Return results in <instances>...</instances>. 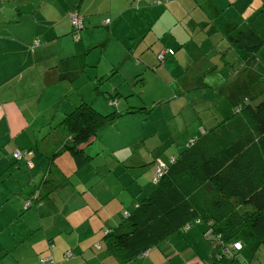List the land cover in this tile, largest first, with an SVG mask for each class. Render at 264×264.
<instances>
[{
    "label": "crops",
    "instance_id": "crops-1",
    "mask_svg": "<svg viewBox=\"0 0 264 264\" xmlns=\"http://www.w3.org/2000/svg\"><path fill=\"white\" fill-rule=\"evenodd\" d=\"M17 1L0 0V49L4 44H13L23 58L22 68L15 76L10 71L11 63L0 59V264H41L48 256L57 264H187L195 258L211 259L214 249L203 236L204 224H197L126 263L108 250L104 229L117 228L124 211L141 202L143 193H150L157 159L171 163L186 149L189 140L203 134V129L211 130L234 116L241 103L264 98V85L253 83L256 75H264L262 66L257 67L255 76L241 78L239 64L242 60L241 70L247 68L246 59L229 46L220 49L224 44L220 33L226 34L229 23L238 18L232 6L235 0H62L58 10L48 0H39L37 6H33L35 0H25L29 13L25 12L26 4ZM7 3H14L11 13L5 10ZM263 3L264 0H256L244 17ZM75 9L84 17L88 44L99 48L101 59L93 65L87 61L82 67L61 70L64 72L56 65L59 82L45 86L40 98L38 94L20 93L14 84L18 80L22 83L27 79L32 85L44 82L48 72L44 73L40 64L47 59H55L53 55L58 61L71 59L61 53L50 54L49 58V53L61 38L72 33L68 14ZM107 19H111L110 25H105ZM104 26L108 27L102 30ZM121 31L124 36L118 37ZM101 34H106L105 40L98 38ZM219 36L222 38L215 40ZM36 40L41 44L32 51ZM111 46L114 55L108 51ZM165 50H173L175 55L167 54L162 63L157 55ZM227 54L233 61L226 65L229 64L234 80L229 86H217L219 100H209L205 94L201 99L172 98L177 73L181 77L184 69L195 67L202 76L205 66L209 73L226 70L224 64L219 68L213 62L219 57L223 61ZM2 69L7 79L3 78ZM151 70L169 78L171 96L160 101L168 103L173 121L184 107L190 105L197 111L194 120L198 125L179 145L174 142L173 128L166 125L159 129L152 149L144 145L146 137L139 132L116 135L113 131L121 122L144 120L134 115L138 103H144L134 98L137 93H145L136 79ZM79 80L86 82L89 96L76 93V99L64 103L63 94L76 92ZM202 85L210 87L205 82ZM178 91L182 95L185 89L178 85ZM110 96H118L122 115L115 125L101 128L83 146L85 155L93 160L81 167L69 153L53 158L61 150L64 138L53 129L64 117L81 102L110 114ZM44 97L47 99L42 106ZM127 109L133 113H125ZM17 150H31L34 155L17 161L13 157ZM117 155L121 158L117 159ZM127 160L131 166L123 164ZM37 192L40 201L26 209V201ZM217 200L214 190L199 201ZM67 252H72L73 257L67 259Z\"/></svg>",
    "mask_w": 264,
    "mask_h": 264
},
{
    "label": "trees",
    "instance_id": "trees-1",
    "mask_svg": "<svg viewBox=\"0 0 264 264\" xmlns=\"http://www.w3.org/2000/svg\"><path fill=\"white\" fill-rule=\"evenodd\" d=\"M255 1L235 0L232 6L238 18L236 22L229 23L230 29L226 34L220 33L228 41L230 49L246 59V73L239 76L244 79L258 74L253 66L254 69L260 66L264 69V60L261 61L264 58V3L249 17H244ZM73 12L78 13L82 20L83 28L80 30L71 22ZM68 18L74 32L80 33L85 29L84 17L78 10L70 11ZM110 24L111 19L105 20V25ZM74 32L71 34L74 35ZM170 51L173 52L171 56L175 55L173 50ZM79 75L82 77L83 73ZM138 78L136 80L140 84ZM58 82L54 71L44 77L45 86ZM253 83L254 86L264 85V75H256ZM94 88L97 89L98 85L94 84ZM78 91L79 88L74 93L81 95ZM117 97L108 98L112 109L116 108L110 114H102L86 102H81L67 114L53 129V132L64 135L62 148L53 158L69 153L77 166L91 162L93 159L85 155L83 146L96 137L101 128L122 115L118 111ZM114 102L117 104L114 105ZM235 110L238 112L234 116L224 119L211 130L203 129L200 137L189 140L186 149L171 163L161 158L155 161L150 193H143L146 197L141 202L124 211L117 228L104 229L108 250L112 254L119 256L124 263L130 262L172 237L190 231L197 224L205 225L203 236L212 243L214 253L209 260L195 258L187 264H248L242 261L240 253L247 237L257 240L258 247L264 248V98L241 103ZM124 112L133 113L128 109ZM159 163H163L166 170L156 182ZM145 183L144 180L146 187ZM214 190H217V201H199ZM40 197L37 192L26 201L30 204L25 208H31L34 201H40ZM209 232L214 237L221 235L226 240L224 242L242 243V250L234 257L220 255L219 248H215L214 237H208ZM66 257L72 258L73 253L67 252ZM47 260L57 264L52 256L44 258L41 264Z\"/></svg>",
    "mask_w": 264,
    "mask_h": 264
},
{
    "label": "rangeland",
    "instance_id": "rangeland-1",
    "mask_svg": "<svg viewBox=\"0 0 264 264\" xmlns=\"http://www.w3.org/2000/svg\"><path fill=\"white\" fill-rule=\"evenodd\" d=\"M18 4L23 5L26 4V13H29V7L27 6V2L25 0H18ZM39 0H35L33 6H37ZM49 3L52 5H55V9H60V5L62 3V0H48ZM14 6V3L6 4L5 10L8 13H11L10 10ZM250 14H253L254 9H250ZM57 15V13H55ZM67 18V17H66ZM235 21V20H234ZM236 22V21H235ZM70 30L74 32V29L72 26H69ZM104 26L102 30L107 29ZM100 29V30H101ZM227 27L225 26L224 31L226 32ZM84 30L80 33L74 32V35L69 34L68 36L61 38L58 44L54 45L50 49L49 58H52V55L54 53H61L64 56H70L71 59H66L63 61H58V57H54L55 59H47L45 63L40 64L41 70L45 72H56L55 67L58 65L57 69L60 72H64L61 70H65L67 68H78L82 67L85 64H87V61L91 62V64H95L97 60L101 59V54L99 48H94L93 45L88 44V38L87 35L84 34ZM101 33V32H100ZM98 33V35L100 34ZM84 34V35H83ZM118 37H123L122 31L118 33ZM101 40L106 39V34H101L100 37ZM222 37H218L215 40H220ZM224 44L220 47V49L224 50L226 49L229 44L226 39L223 40ZM37 43H39L37 45ZM40 46V41L36 40L35 43L32 46V50H36ZM108 47V44L106 45L105 49ZM220 49H217V51H220ZM214 50V49H212ZM112 55H114L115 51L113 47L111 46L108 50ZM56 54V55H57ZM170 54V50L162 51L158 57V60L162 63L165 61L166 55ZM58 56V55H57ZM160 56H163L161 58ZM0 59L5 62L11 63L10 71H12L13 76L17 75L19 73V69L22 68L23 65V58L21 53L13 46V44H4L0 49ZM18 62H21L20 64ZM227 63H233L231 61V55L227 54L224 58V60H220V57L213 62L215 66H219L221 68L224 64L226 70H220L216 69L213 72H206L207 66L204 67L202 73H204L202 76H200V72L195 69V67H192L191 69H184L185 74L181 77H179V73H177L176 77L173 78L174 83L173 86L176 91H173L172 94L175 99H183L185 97H189L190 99H194L195 97H198L201 99L202 95H207L209 100H219V96L217 93V86L223 85V86H229L231 82L234 80V78H231V69L226 65ZM44 64H47L48 66H45ZM207 64V63H205ZM239 75L246 73V70H241V61L239 64ZM255 72H257V68L254 66L252 67ZM29 71V69H28ZM91 71V70H89ZM2 73L4 75L3 78L7 79V73L5 70L2 69ZM193 76V77H191ZM204 78L206 80L204 81ZM140 84L143 85V89L145 91L144 94L137 93V96L134 99L143 100L144 103L141 101L138 103V107H136V114L135 117H142L144 120L141 122H121L120 124L115 125L116 121L119 120V118L116 119L114 124L108 125L109 127L112 125H115L114 133L116 135H120L121 133H124L125 131L128 133H136L139 132L142 135H145L146 139L144 140V145L148 149H152L155 145L156 137L158 135L159 129H163L164 125H166L168 128H173L174 131V142L176 145H179V143L182 142L183 138L188 136V133L193 130L195 126L198 124L196 123L195 116H197V111L192 106H187L183 108V111L179 117L176 119H171V109L167 110L168 103H165V101H160V98H169L171 96V92L169 87L167 86V82L169 78L165 76H157L155 75V71L151 70V73H144L139 78ZM205 82L210 87H204L202 84ZM14 84L18 85V90L20 93L25 94H38L40 98V94L43 92L45 88L44 82L37 83L36 85H32V83L29 80H24L21 83V80L16 81ZM178 85H181L185 91H183L182 95L178 91ZM79 91L80 94H86V96H89V93L86 91V82H82V80H79ZM14 92V91H13ZM67 93V97H65V94ZM63 94V102L69 103V101L76 99V94H70V91H67ZM15 94V93H14ZM251 94V93H250ZM248 94V96H250ZM247 96V97H248ZM78 97V96H77ZM46 97H44V101L42 106H44V102L46 101ZM80 104V103H79ZM78 105V104H77ZM116 110V108H113ZM139 109H143L142 111H139ZM74 109H72L73 111ZM71 112V111H70ZM69 112V113H70ZM68 113V114H69ZM167 117L169 119H167ZM176 120V121H175ZM59 124V123H58ZM2 128H5V125H2ZM186 129V131H185ZM45 128L43 129L45 133ZM166 133V132H165ZM22 152L29 151L31 153V156L25 157L22 160H26L34 155L33 151L31 150H20ZM127 151V150H125ZM15 153V152H14ZM125 153V152H124ZM14 157V154H13ZM121 158L120 155H117L116 157ZM15 159V158H14ZM17 160V159H15ZM21 161V160H17ZM126 166H131V162L127 160L125 163H123ZM151 166V165H150ZM149 166V167H150ZM147 168V167H146ZM144 168L143 170H145ZM145 179V178H144ZM27 206V203H25V207ZM245 248L243 249L241 253V257L243 258L242 261L247 262L248 264H264V248L258 247L257 240H252L249 237L246 238L244 241ZM258 247V248H257Z\"/></svg>",
    "mask_w": 264,
    "mask_h": 264
},
{
    "label": "built area",
    "instance_id": "built-area-1",
    "mask_svg": "<svg viewBox=\"0 0 264 264\" xmlns=\"http://www.w3.org/2000/svg\"><path fill=\"white\" fill-rule=\"evenodd\" d=\"M70 17H71L72 24L75 27H77V30H80V29L83 28V26H82V20L79 17V14L78 13L73 12ZM107 22H109V21H107ZM38 44L39 43H37V45ZM170 54L172 55L173 52L170 51ZM160 57L163 58V56H160ZM113 104L116 105L117 103L114 102ZM192 142L193 141H191V143ZM29 156H31V153L29 151L22 152L20 150H17L14 153V158L17 159V160H22L25 157H29ZM164 169L166 170V166L163 163H159L158 175H157L156 182L159 180V177H160V175H161V173H162V171ZM29 204L30 203H27V206ZM211 236H213L212 235V232H209L208 233V237L210 238ZM224 241H226V240H224L221 235L214 237L215 248H219L220 255H222V256L234 257L235 256V253L236 252H240L242 250V248H243L242 243H239V242H224ZM44 264H55V263L53 261H51V260H47V261L44 262ZM243 264H246V263H243Z\"/></svg>",
    "mask_w": 264,
    "mask_h": 264
},
{
    "label": "clouds",
    "instance_id": "clouds-1",
    "mask_svg": "<svg viewBox=\"0 0 264 264\" xmlns=\"http://www.w3.org/2000/svg\"><path fill=\"white\" fill-rule=\"evenodd\" d=\"M240 243V242H239Z\"/></svg>",
    "mask_w": 264,
    "mask_h": 264
}]
</instances>
